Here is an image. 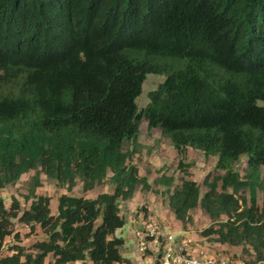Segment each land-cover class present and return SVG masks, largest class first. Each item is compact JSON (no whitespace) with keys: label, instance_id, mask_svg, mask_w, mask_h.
<instances>
[{"label":"trees","instance_id":"trees-1","mask_svg":"<svg viewBox=\"0 0 264 264\" xmlns=\"http://www.w3.org/2000/svg\"><path fill=\"white\" fill-rule=\"evenodd\" d=\"M149 73L165 78L140 109ZM143 120L171 140L180 171L193 147L223 173L206 175L204 191L189 176L160 173L152 184L132 160L144 150ZM261 168L264 0H0V188L35 170L28 206L0 195V264L130 261L114 235L129 221L122 203L159 185L183 225L195 206L207 212L201 235L222 247L212 252L240 248L255 264L264 260ZM41 173L66 186L56 211L37 191ZM78 179L85 191L108 179L113 190L71 194ZM15 221L43 236L23 244Z\"/></svg>","mask_w":264,"mask_h":264},{"label":"rangeland","instance_id":"rangeland-1","mask_svg":"<svg viewBox=\"0 0 264 264\" xmlns=\"http://www.w3.org/2000/svg\"><path fill=\"white\" fill-rule=\"evenodd\" d=\"M164 78L165 75L154 73L147 74L143 83L142 93L137 98V104L140 109L144 108L148 104L150 91L155 89L158 84L164 80ZM138 141L145 145L143 146L144 150L141 154L134 155L132 160L133 163L138 166L141 174L148 175L149 181L152 184H154L155 178L159 176L160 173L167 176H174L176 183H179L182 177L189 176V178L197 180L201 184V191H204L206 187L203 185V180L206 175H218L223 173L222 170H216V159L214 156L207 157L201 151L193 147H188L185 154V161L189 163V167L187 166L184 170L180 171L178 161L181 155L177 153V149L171 143V140L163 136L161 130L158 128L149 130L145 120H143L140 125ZM235 168L241 172V175H244L246 168L244 157L235 165ZM34 174L35 170H32L23 174L21 179L16 184L2 189L0 188V195L5 198L7 206L11 205L12 198L14 196L22 201L24 207L30 204V201L28 202L24 200V196L28 192L30 181ZM40 177L42 179V184L37 188V191L38 193L51 196L53 199L52 209L53 211H56L57 199L62 193L66 192V186L61 185L54 179L48 178L45 173H41ZM261 179L264 181V168H261ZM220 187L221 182H219V188ZM103 190H113V186L109 182V179L90 191H85L81 180L78 179L76 186L71 191V194L89 197L95 196L98 192ZM229 191H232V188H229ZM243 193L244 192L240 194ZM240 194L238 193V196H240ZM258 195V202L261 205L264 192L259 190ZM121 208L128 219H134L137 214H148V216H152L158 221L168 224L171 229L177 232H182L186 237L203 246H210L216 250H218V248H222L217 244L209 242L201 235L202 230L210 226L213 221L207 212L200 205L195 206L190 211V221L186 222V224L184 223L185 225H183V222L179 220L171 211L168 204V195L163 192V186L161 185L157 186V191L149 189L141 190L137 187L134 197L129 201L123 202ZM222 219L224 220L225 217H222ZM129 223L130 220L128 221V224ZM14 228L20 233V242L23 244H31L36 239L43 236L40 229L28 235L27 232L29 231V228L17 221L14 222ZM126 232L127 231L125 230L123 234V237L126 238L123 254L132 258L131 256H133V253H131V250H133L136 245L134 239L127 237ZM8 240H10V238ZM220 250H222V253L232 255L237 260H244L243 258H240V248L227 247ZM6 251L7 250H5V253ZM245 257L247 258V255Z\"/></svg>","mask_w":264,"mask_h":264},{"label":"built area","instance_id":"built-area-1","mask_svg":"<svg viewBox=\"0 0 264 264\" xmlns=\"http://www.w3.org/2000/svg\"><path fill=\"white\" fill-rule=\"evenodd\" d=\"M129 220L114 235L123 236L126 230L136 246L131 250L132 258L128 257L130 261L116 264H246L230 254L212 252L148 214H137ZM255 264H264V260Z\"/></svg>","mask_w":264,"mask_h":264},{"label":"crops","instance_id":"crops-1","mask_svg":"<svg viewBox=\"0 0 264 264\" xmlns=\"http://www.w3.org/2000/svg\"><path fill=\"white\" fill-rule=\"evenodd\" d=\"M135 218V217H134ZM129 220V219H128Z\"/></svg>","mask_w":264,"mask_h":264}]
</instances>
